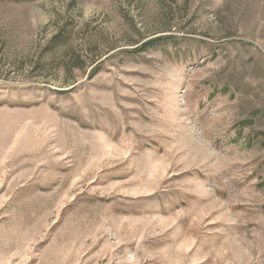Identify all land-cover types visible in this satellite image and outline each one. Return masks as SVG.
Instances as JSON below:
<instances>
[{
	"label": "rangeland",
	"instance_id": "rangeland-1",
	"mask_svg": "<svg viewBox=\"0 0 264 264\" xmlns=\"http://www.w3.org/2000/svg\"><path fill=\"white\" fill-rule=\"evenodd\" d=\"M0 264H264V0H0Z\"/></svg>",
	"mask_w": 264,
	"mask_h": 264
},
{
	"label": "trees",
	"instance_id": "trees-1",
	"mask_svg": "<svg viewBox=\"0 0 264 264\" xmlns=\"http://www.w3.org/2000/svg\"><path fill=\"white\" fill-rule=\"evenodd\" d=\"M146 44V43H145Z\"/></svg>",
	"mask_w": 264,
	"mask_h": 264
}]
</instances>
